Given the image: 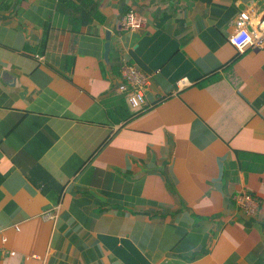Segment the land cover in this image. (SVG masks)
Listing matches in <instances>:
<instances>
[{
	"label": "crops",
	"instance_id": "0c3cea01",
	"mask_svg": "<svg viewBox=\"0 0 264 264\" xmlns=\"http://www.w3.org/2000/svg\"><path fill=\"white\" fill-rule=\"evenodd\" d=\"M248 9L0 0V264H264V48L230 42Z\"/></svg>",
	"mask_w": 264,
	"mask_h": 264
},
{
	"label": "built area",
	"instance_id": "2783aa9c",
	"mask_svg": "<svg viewBox=\"0 0 264 264\" xmlns=\"http://www.w3.org/2000/svg\"><path fill=\"white\" fill-rule=\"evenodd\" d=\"M127 28L131 31L138 30L142 24L133 16L126 19ZM231 44L241 53L253 49L264 48V11L257 13L254 9H248L240 13L236 23V31L230 38ZM121 85L119 91L124 94L131 109L142 110L148 107L146 92L150 85V77L139 70L134 64L124 63L121 67ZM191 84L186 80L179 81V89ZM236 205L248 217H253L257 212V202L252 195L238 194L234 197ZM55 216L43 215V219L51 220Z\"/></svg>",
	"mask_w": 264,
	"mask_h": 264
},
{
	"label": "water",
	"instance_id": "95a60500",
	"mask_svg": "<svg viewBox=\"0 0 264 264\" xmlns=\"http://www.w3.org/2000/svg\"><path fill=\"white\" fill-rule=\"evenodd\" d=\"M111 39H112V34L111 32H106V45H105V49H106V52H105V60L106 62L109 61V54H110V51H111Z\"/></svg>",
	"mask_w": 264,
	"mask_h": 264
},
{
	"label": "trees",
	"instance_id": "16d2710c",
	"mask_svg": "<svg viewBox=\"0 0 264 264\" xmlns=\"http://www.w3.org/2000/svg\"><path fill=\"white\" fill-rule=\"evenodd\" d=\"M84 3V2H83ZM88 5H89V1H87Z\"/></svg>",
	"mask_w": 264,
	"mask_h": 264
},
{
	"label": "clouds",
	"instance_id": "9594fccd",
	"mask_svg": "<svg viewBox=\"0 0 264 264\" xmlns=\"http://www.w3.org/2000/svg\"><path fill=\"white\" fill-rule=\"evenodd\" d=\"M139 30V29H138ZM131 31V30H130ZM135 31H137V30H135ZM191 86V85H190ZM189 87V86H188Z\"/></svg>",
	"mask_w": 264,
	"mask_h": 264
}]
</instances>
